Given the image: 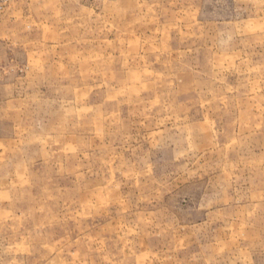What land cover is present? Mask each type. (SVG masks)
Instances as JSON below:
<instances>
[{"label":"rangeland","instance_id":"rangeland-1","mask_svg":"<svg viewBox=\"0 0 264 264\" xmlns=\"http://www.w3.org/2000/svg\"><path fill=\"white\" fill-rule=\"evenodd\" d=\"M0 264H264V0H0Z\"/></svg>","mask_w":264,"mask_h":264}]
</instances>
